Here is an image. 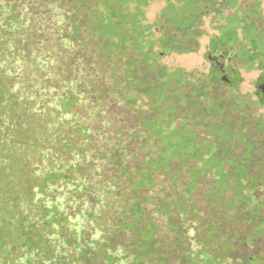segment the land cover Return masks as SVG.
<instances>
[{"label": "trees", "instance_id": "trees-1", "mask_svg": "<svg viewBox=\"0 0 264 264\" xmlns=\"http://www.w3.org/2000/svg\"><path fill=\"white\" fill-rule=\"evenodd\" d=\"M149 2L0 0V197L21 207L0 213V241L15 238L2 245L17 264L264 258V92L239 90L243 70L264 84V0H167L159 35ZM208 17V55L227 65L163 64L200 49ZM205 178L206 200L225 187L209 218L194 204Z\"/></svg>", "mask_w": 264, "mask_h": 264}, {"label": "rangeland", "instance_id": "rangeland-1", "mask_svg": "<svg viewBox=\"0 0 264 264\" xmlns=\"http://www.w3.org/2000/svg\"><path fill=\"white\" fill-rule=\"evenodd\" d=\"M167 5V0H150L149 5L146 7V16L147 21L150 24H153L152 31L155 35H159V28L156 25L157 19L160 15V12L162 9ZM134 7V6H133ZM235 9H228L226 11V14H229L231 12H234ZM211 17H208L205 21V29L207 31V34L203 36L201 39V45L200 49L197 52L189 53V54H177V53H169V54H163L162 56V63L171 67V68H181L188 73L192 74L193 76H200L201 74H207L210 70V68L214 65H217L219 67L224 68L228 60L226 58H218L216 55L209 56V40L211 36L216 33L217 31L212 27L210 22ZM156 50H160V47L155 46ZM242 82L239 85V90L243 94H247L248 96L252 97L253 99L257 98V91L259 88V76L261 74V71L259 70H251V71H242ZM220 88H228V86L222 85ZM258 111L260 113H264V108H258ZM134 120V119H132ZM143 141H145L144 146L146 151L151 150V156L156 154V150H154V146L152 141L149 139L148 136H144ZM145 153L144 150L141 151V154L143 155ZM152 158V157H151ZM150 158V159H151ZM148 159V160H150ZM137 160V159H136ZM135 160V161H136ZM147 160V161H148ZM146 161V162H147ZM148 167L152 168L153 171H155L156 174L164 173L165 171L160 172V169L157 166L151 167V164H147ZM179 167L181 169H185L183 164L180 163ZM220 168V167H217ZM147 169V167H146ZM189 169V168H188ZM219 175H222V172L217 171ZM167 177L169 179V184L171 186H174V180L171 179V175L167 173ZM194 180V176L192 177ZM191 179V180H192ZM211 181L208 178H205L202 183L200 184L199 188L195 191V199L194 204L199 209L200 217L209 218L210 216H213L215 214L214 207L219 203L218 196H219V189H225L224 186L220 182H215L214 189L210 193L209 196H207V200L212 202V205L207 202L204 195L208 187H210ZM256 204V203H255ZM0 213L5 218H13L14 216H18L21 212L20 203L16 201L12 196H4L0 197ZM218 210V209H217ZM134 217V216H132ZM146 226L150 232H152L155 228L154 224L151 221H146ZM13 230L9 229L8 231H5V234H11ZM134 235H137L138 232L134 231ZM155 233V232H154ZM9 236V235H8ZM7 235H3L5 239H2L3 241H0V264H17V258L15 255V249L14 247L9 244L8 242L5 245H2L3 242H5L6 239H9L13 241L15 239L14 237L9 238ZM241 236L244 238V235L241 234ZM248 238V237H247ZM149 243V240H148ZM261 249L264 253V243L261 246ZM130 250H139L137 247H133ZM252 248H249L246 253H251ZM241 254L244 255L245 252L241 250ZM147 259L149 260V264H165L161 257L155 256L154 254L147 255ZM264 257V256H262ZM250 258H253L251 256ZM249 262V261H248ZM262 261L255 259L249 264H262Z\"/></svg>", "mask_w": 264, "mask_h": 264}, {"label": "water", "instance_id": "water-1", "mask_svg": "<svg viewBox=\"0 0 264 264\" xmlns=\"http://www.w3.org/2000/svg\"><path fill=\"white\" fill-rule=\"evenodd\" d=\"M224 80L227 81L226 77H224ZM259 88L264 92V84L260 85Z\"/></svg>", "mask_w": 264, "mask_h": 264}, {"label": "flooded vegetation", "instance_id": "flooded-vegetation-1", "mask_svg": "<svg viewBox=\"0 0 264 264\" xmlns=\"http://www.w3.org/2000/svg\"><path fill=\"white\" fill-rule=\"evenodd\" d=\"M261 263L264 264V258L262 259V262Z\"/></svg>", "mask_w": 264, "mask_h": 264}]
</instances>
